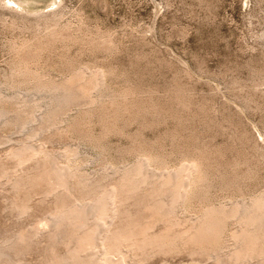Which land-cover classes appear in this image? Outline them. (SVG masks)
<instances>
[{
    "label": "rangeland",
    "instance_id": "rangeland-1",
    "mask_svg": "<svg viewBox=\"0 0 264 264\" xmlns=\"http://www.w3.org/2000/svg\"><path fill=\"white\" fill-rule=\"evenodd\" d=\"M88 72L102 75L97 91ZM68 83L78 88L74 99L85 96L45 124L56 94L43 89ZM31 146L46 155L17 167L15 153ZM142 158L154 171H196L174 223L153 221L152 237L264 194V0H0L4 264H53L68 253L49 237L47 219L68 201L48 193L44 170L74 165L99 194ZM15 177L28 186L16 190ZM128 201L133 218L149 227L151 215ZM238 227L226 223L221 250L177 244L141 258L123 247V264H234L227 257ZM17 236L26 239L22 248L13 245Z\"/></svg>",
    "mask_w": 264,
    "mask_h": 264
},
{
    "label": "bare ground",
    "instance_id": "bare-ground-1",
    "mask_svg": "<svg viewBox=\"0 0 264 264\" xmlns=\"http://www.w3.org/2000/svg\"><path fill=\"white\" fill-rule=\"evenodd\" d=\"M20 69L17 72L22 74L23 70L21 69L20 72ZM88 73H86L87 76L93 78V89L97 91L102 87V75L99 72L89 73L90 75ZM84 76L86 75H82V80H86L87 76L85 78ZM49 87L42 89L56 95L55 99L53 96L54 100L50 104L49 112L43 119L45 124L50 123L51 114L62 109L64 111L84 95L79 92L76 94L79 98L74 99L78 88L71 83ZM40 155L46 154L40 147L31 146L21 148L14 156L17 159V167H21L25 162ZM42 158L47 160L45 156ZM46 170L44 173L47 172L45 175L50 182L48 193L57 194L58 198L68 201L59 212L47 217L51 225L49 237L69 247L65 256L59 259L55 256L53 264H123V257L127 252L139 253L140 251L142 254L140 257L143 258L142 256L147 257L151 251L153 253L168 251L173 246H178L177 244L192 246L200 252L206 248L205 244V246H211L213 250L220 244L219 239L223 236L226 223L230 220L236 221L239 227L231 236L233 249L230 253L227 252L230 257L226 256L229 261L231 258L234 264H237V261L242 259L257 258L261 264H264V194L249 203L205 210L198 216L199 220H195V223L189 225L190 227L187 226V229L172 235L166 233L152 237V233L149 234V232L153 231L151 230L153 221H164L166 226L168 222L174 223L173 219L177 210L184 206L190 188L196 182V171L191 165L183 166L176 172H159L152 170L151 163L142 158L134 168L123 172L124 175L119 183L109 185L99 194L91 191L90 181L81 173L79 174L74 165L60 166L58 164ZM23 178L15 177L12 181L16 190L22 189L25 185L28 186ZM25 179L28 182L33 180L30 176L29 178L25 176ZM145 187L148 188V193L143 194L141 190ZM130 199H135L136 212L138 210V213H142L139 215L143 216L147 213L151 215L149 227L144 228L148 220L144 221L145 223L139 221L142 224L138 223L131 211H128L131 208V206L127 208ZM126 202L127 206H124ZM130 205L133 206V204ZM27 209V206H23L22 213H26ZM112 221L117 222L115 226L112 225L114 228H110ZM17 238L13 245L22 248L26 239L23 236H17ZM123 247H125L124 250L127 248V252L122 251ZM216 247L218 250L221 248ZM7 258L6 254L0 251V264L6 263Z\"/></svg>",
    "mask_w": 264,
    "mask_h": 264
}]
</instances>
